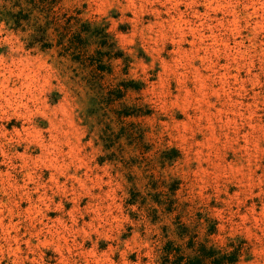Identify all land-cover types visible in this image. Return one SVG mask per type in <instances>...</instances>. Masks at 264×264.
I'll list each match as a JSON object with an SVG mask.
<instances>
[{"label":"rangeland","instance_id":"374dc122","mask_svg":"<svg viewBox=\"0 0 264 264\" xmlns=\"http://www.w3.org/2000/svg\"><path fill=\"white\" fill-rule=\"evenodd\" d=\"M1 4L0 264H264V0Z\"/></svg>","mask_w":264,"mask_h":264},{"label":"trees","instance_id":"16d2710c","mask_svg":"<svg viewBox=\"0 0 264 264\" xmlns=\"http://www.w3.org/2000/svg\"><path fill=\"white\" fill-rule=\"evenodd\" d=\"M1 6L5 7L4 2L10 3V8H5L6 22H10L13 28H22L24 22L32 27L28 37V45L34 43L42 49L48 48L50 43L46 38V30L49 24L52 23L55 18L52 7L58 0H0ZM15 8V9H13ZM87 26L86 24L82 25ZM75 41L71 38L68 43L62 41V34L58 33L56 44L60 45L63 50L70 49V53L74 58H79V48L84 41V38L80 36L78 32L71 34ZM98 62H100L98 60ZM98 67H102L101 63H97ZM168 245V243H167ZM191 245V244H190ZM176 249V248H175ZM172 252L170 245L164 247V253L160 264H180L183 260V264H234L236 262V250L230 252H220L212 246H206L204 243H199L194 249L193 253L189 255H181L177 252ZM172 252V253H171ZM172 257L169 258V254Z\"/></svg>","mask_w":264,"mask_h":264}]
</instances>
